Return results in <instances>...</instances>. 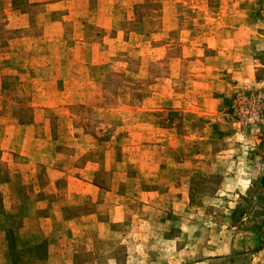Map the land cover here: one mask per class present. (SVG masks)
I'll use <instances>...</instances> for the list:
<instances>
[{
  "label": "rangeland",
  "instance_id": "rangeland-1",
  "mask_svg": "<svg viewBox=\"0 0 264 264\" xmlns=\"http://www.w3.org/2000/svg\"><path fill=\"white\" fill-rule=\"evenodd\" d=\"M75 5L66 4L88 8V16L71 15L62 36L40 33L38 46L32 39L25 41L28 46L18 44L24 36L6 27L0 8V223L12 214L17 226L20 217L42 214L37 200L57 196L66 204L64 216L104 213L107 205L122 203L126 217L118 229L129 234L127 249L140 252L127 264H183L189 256L179 249L184 219L193 224V233L196 227L193 244L196 235L215 242L231 211L235 225L246 216V229L259 231L264 177L247 189H221L222 177L231 176L217 172L243 168L245 162L216 159V132H200L203 118L184 113L182 106H205L222 95L224 65L245 40L234 38L233 30L264 31V0H87ZM81 21L83 32L73 30ZM9 39L17 43L13 54L3 46ZM217 44L225 55L215 54ZM8 53L11 58H3ZM226 114L249 133L262 121L263 92L236 93ZM33 122V128L22 127ZM254 150L264 158V146ZM28 168L33 176L22 173ZM183 180L189 204L175 219L165 220L174 215L168 188ZM52 182L57 196L33 190ZM79 183L96 187L90 191L95 202L88 191L67 195V185L76 189ZM111 188L117 194L106 196ZM149 189L156 193L143 192ZM120 236L113 234L108 242L123 259ZM246 253L208 255L214 259L209 264H251L253 257Z\"/></svg>",
  "mask_w": 264,
  "mask_h": 264
},
{
  "label": "crops",
  "instance_id": "crops-1",
  "mask_svg": "<svg viewBox=\"0 0 264 264\" xmlns=\"http://www.w3.org/2000/svg\"><path fill=\"white\" fill-rule=\"evenodd\" d=\"M83 1L86 2L87 0H0V8H2V12L6 16V27L9 30L20 32L24 36L22 38L24 42H18V44L28 46L30 43L25 42L28 39L35 41V38H39V41H41L40 33L56 35L59 32L62 36L64 31L63 24L71 19V15L75 14L74 18L78 19L90 12L88 8L67 7L66 4L80 6ZM33 7L37 11H33ZM77 24L78 27L73 29L75 31L83 28L86 23L81 21L77 22ZM31 26L32 32H38L37 34L33 35L30 32L29 28ZM36 29L38 31H35ZM80 30L83 32L82 29ZM241 30L244 33H241ZM233 31H235L234 38L239 40L241 36H245V40L236 45L234 49L236 57H232L228 65H224L225 73H223V80L221 81L222 85H224L222 95L208 99L205 106L190 108L187 105H183L182 107L184 113L195 112L199 117L203 118V126L200 132L206 131L210 136L216 132V135L214 134L216 137L213 138V140H217L216 159H226L227 162L230 159L238 161L242 159L245 162L242 166L243 168L237 166L233 170L223 169L217 172V174L222 176H231V178L227 179L222 177L221 189L239 191L247 189L251 182L253 183L256 179L260 180L264 177L262 152L254 150L255 147L264 146V115L257 127L247 133L241 131L237 127L236 121L231 117L228 118L226 112L231 98L236 93H246L256 89L264 94V31L253 29L252 26L242 29L234 28ZM75 38L78 39V43L81 42L82 36L79 38L76 36ZM15 43V40L9 39L3 46H7L9 52L13 54L12 50L15 48ZM35 43L36 46L39 45V42L35 41ZM208 46L211 45L208 44ZM220 47L222 45L218 46L217 44L214 46L216 49L215 54L225 55V51L220 49ZM10 53L3 55V58L10 59ZM35 122L22 127L33 128ZM12 138L13 136L9 140ZM245 141H250L253 146H245ZM23 154L26 155V153ZM183 158V162L186 165L187 156L184 155ZM26 162L27 166L30 167L32 165L30 159ZM27 171L29 172L28 175H34L33 170L30 168L22 170V173ZM232 175H243L246 176V179H241L237 176L232 177ZM229 181L231 184L233 183L232 186L225 187V183ZM239 181L241 182L239 183ZM70 185H67V192H69L67 195L70 192L80 194L96 189L94 185L87 183L77 184L76 189L70 188ZM112 189L105 190V195H116L117 193H113ZM33 190L36 193H40L41 196L42 194H50L49 192H54L55 196H57L56 193L59 188L56 183L52 182L46 186H37ZM143 192L156 193L153 189L144 190ZM169 192L171 197L170 204L174 215H169L165 220L175 219L177 216L175 214H181L185 211L190 201L188 195L189 185L185 180L180 184L170 186L167 194ZM63 195L65 194L63 193ZM92 195L90 192V196ZM7 198H12L10 192H8ZM54 198L56 199L37 200L36 206L38 209H42V214H29L20 217L17 220V226L12 225L15 222L13 220L14 217H10L12 214L3 217L6 219V224L0 223V264H96L97 256H102L99 259L100 264H127L134 256L140 253L137 248L127 249L126 239L129 234L128 232H120L118 229L120 225L117 224L124 222L126 217L125 206L122 203H119V205H107L108 209L104 213L92 211L87 214L64 216L61 208L66 204L62 198L58 196ZM67 199H69V196ZM92 201H96L94 196H92ZM58 204L59 209H56ZM9 207H11L10 203ZM232 212L229 217L224 218L215 242L207 241L205 238L202 239V235L197 236L195 234V239H197L198 243L193 244L192 236L197 231L196 227L193 233V224L189 223V220L184 219V232L179 235L183 237V244L179 246V249L184 255L190 256V254L194 253L195 257L191 258L188 256V259L183 264H209L214 259L208 258V255L225 256L236 252H247L246 254L253 257L251 264H264V219L260 223L259 231L256 229L249 230L246 229V216L240 218L237 226L232 222L234 217ZM200 231L202 233V229ZM113 234L119 235L120 238H122L120 234L124 236L125 250L123 259L113 254L111 242H108L112 240ZM209 242L215 246L209 245ZM101 244H104V247H101ZM211 248L214 250L209 253L208 250Z\"/></svg>",
  "mask_w": 264,
  "mask_h": 264
},
{
  "label": "built area",
  "instance_id": "built-area-1",
  "mask_svg": "<svg viewBox=\"0 0 264 264\" xmlns=\"http://www.w3.org/2000/svg\"><path fill=\"white\" fill-rule=\"evenodd\" d=\"M254 98H257V97H254Z\"/></svg>",
  "mask_w": 264,
  "mask_h": 264
}]
</instances>
